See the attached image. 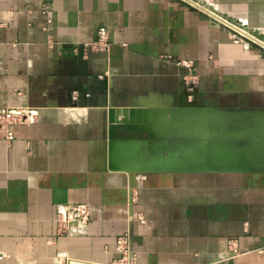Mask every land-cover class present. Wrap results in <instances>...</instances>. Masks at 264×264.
<instances>
[{
	"label": "crops",
	"instance_id": "1",
	"mask_svg": "<svg viewBox=\"0 0 264 264\" xmlns=\"http://www.w3.org/2000/svg\"><path fill=\"white\" fill-rule=\"evenodd\" d=\"M194 1L264 42V0ZM100 26L108 51L84 52ZM190 106L197 126L241 132L190 138H264V45L190 0H0V111L36 114L0 132V264H111L124 233L133 264H264V152L239 168L109 160L115 142L185 138ZM73 203L89 220L63 232Z\"/></svg>",
	"mask_w": 264,
	"mask_h": 264
},
{
	"label": "rangeland",
	"instance_id": "2",
	"mask_svg": "<svg viewBox=\"0 0 264 264\" xmlns=\"http://www.w3.org/2000/svg\"><path fill=\"white\" fill-rule=\"evenodd\" d=\"M182 110L186 112H183L186 116L180 118L181 121H185V134L181 132L180 135L185 138H147L146 143L138 141L131 144L115 142L108 149V157L112 165L134 171L153 166L194 165L239 168L256 165L257 154L264 152V138H190L194 136L193 134L232 135L241 132H239V126L232 123L234 121L226 122L223 120L224 117L217 118L218 122H215V125L213 123V126L207 124L206 126H197V124H201L202 120L198 121L192 117H197L195 113L193 115L190 112L195 108L190 106ZM188 117L189 119H187ZM203 117L204 113H201V119ZM170 132L174 133L172 128H170ZM114 158H116L115 161ZM111 264L129 263L120 256L117 261Z\"/></svg>",
	"mask_w": 264,
	"mask_h": 264
},
{
	"label": "built area",
	"instance_id": "3",
	"mask_svg": "<svg viewBox=\"0 0 264 264\" xmlns=\"http://www.w3.org/2000/svg\"><path fill=\"white\" fill-rule=\"evenodd\" d=\"M192 5L197 7L200 11L207 14L211 20L215 21L218 25L226 27L233 36L238 39H243L252 42L256 45H264L254 33L248 31L242 22L230 20L228 17L215 13L213 10L207 8L203 3L190 0ZM109 31L105 26H100L97 29L96 38L91 42L82 43V50L87 51H108L109 49ZM187 69L185 77H191L193 61L191 59H180L177 62ZM187 82H185L186 85ZM73 97L77 96V91L74 90ZM189 93V92H188ZM185 92V96H188ZM36 118V114L32 110L20 107H8L0 111V132L2 137L7 143H10L14 138V133L11 126L20 123L32 122ZM90 217V208L85 203H73L62 205L57 211L56 222L63 232H68L71 223L85 224ZM143 221L142 217H139ZM116 249L121 254L124 260L129 264H133L134 257L129 249V238L126 233L119 235L116 238Z\"/></svg>",
	"mask_w": 264,
	"mask_h": 264
}]
</instances>
